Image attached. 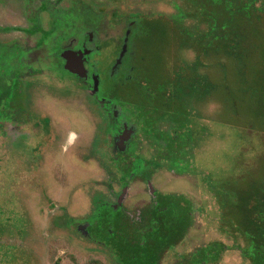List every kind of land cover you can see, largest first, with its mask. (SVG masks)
<instances>
[{
    "label": "rangeland",
    "instance_id": "1",
    "mask_svg": "<svg viewBox=\"0 0 264 264\" xmlns=\"http://www.w3.org/2000/svg\"><path fill=\"white\" fill-rule=\"evenodd\" d=\"M73 1L64 0V8L71 7L76 2ZM80 1L93 3L104 11L97 28L101 36L120 34L121 21L125 19L146 16L171 20L176 36L172 28L165 36L155 35L147 45L145 56L155 68V75L161 73L163 61L174 60L173 66L179 69L173 72L174 88L182 98L183 91L194 88L193 81L210 83V75L220 85L224 64L235 87V73L240 70L248 81L245 86L258 89L255 98L236 100L235 105L232 102L224 122L220 118L222 107L215 100L203 104L206 111L204 107L195 110L193 101L186 100L182 114L185 128L181 133L193 132L201 126L207 129V133L194 136L195 143L185 145L180 152L189 168L168 163L167 159L160 162L158 169L149 167L155 189L164 195L174 193L186 199L195 193L199 197L195 198L198 205L204 204L207 209L198 215L195 227L176 248L169 250L161 264H177L213 243H222L224 248L220 250L221 258L210 264H252L246 251V238L233 223L227 225L221 221L220 205L213 191L205 189L204 182L209 175L216 184L223 177L237 181L252 169L245 181L264 180V0H248L255 18L246 22L247 40L243 36L236 41L240 42L238 50L246 49L252 54L249 61L254 63L245 66L241 57L203 56L212 55L207 49L215 40L226 38L225 33L211 31L206 20L211 16L210 11L203 10L205 1ZM222 1L234 7L236 13L239 11L240 17L245 16L243 3ZM20 12L16 0H0V43L17 46L16 56L0 54V68L9 64L16 73H24L18 82L19 106L27 121L21 127L4 121L0 125V264H118L103 243L89 241V235L78 229L92 212V197L96 192L106 195L120 189L114 168L93 146L100 118L88 109L86 90L63 73L56 56L62 34L70 35L72 27L80 22L74 19L75 14L65 15L37 44L36 38H26L22 31H3L28 27L24 13ZM44 28L51 30L48 23H44ZM239 31L244 32L243 27ZM117 51L113 47L112 51L103 53L106 55L99 67L102 72H109ZM240 64L243 67L238 68ZM7 82L11 83V78ZM163 123H159L160 128L170 132L173 122ZM142 143L144 159L155 158L159 162L157 153L148 143L143 140ZM195 171H198L196 175ZM141 178L140 174L136 175L129 185L124 202L128 215L135 216L152 201ZM198 179L201 185L196 183Z\"/></svg>",
    "mask_w": 264,
    "mask_h": 264
},
{
    "label": "flooded vegetation",
    "instance_id": "2",
    "mask_svg": "<svg viewBox=\"0 0 264 264\" xmlns=\"http://www.w3.org/2000/svg\"><path fill=\"white\" fill-rule=\"evenodd\" d=\"M74 1L76 2L71 7L64 8V0H16L18 10L21 14L24 13L29 25L26 28L18 27L10 30L6 28L3 31L6 33L22 31L26 38H36L38 44L42 41L45 32H52L51 28L56 26L60 18L75 14L74 19L80 22V25L73 26L70 35L62 34L56 47L57 60L63 73L69 74L70 78L77 80L86 90L88 109L100 118L93 146L97 153L100 152L106 157L110 168H114L120 186L117 192L111 190L106 195L100 192L93 195L92 212L87 222L78 229L84 230L89 235L91 239L89 241L103 243L109 255L118 264L125 263L123 260L126 257L120 256L123 249L144 247L157 238L159 241L157 263L161 264L169 250L176 248L195 227L198 215L203 214L207 209L204 204L198 205L195 198L199 199V197L195 193L191 198L186 199L174 193L164 195L159 189H155L152 185L154 175L149 171V167L154 166L158 169L167 159L168 163H175L178 166L182 164L189 168V164L185 165V161L182 160L180 152L185 145L191 146L195 143L194 136L202 132L207 133V129L201 126L195 127L193 132L181 133L185 128V120L182 118L183 103L186 100L193 101L195 110L204 107L206 111L205 105L215 100L222 107L220 118L224 122L231 103L235 105L236 100H244L246 91L241 78L243 74L240 70L235 73L237 78L235 87L230 80L227 64H224L220 85L214 82L213 75L212 77L210 75V83L208 80L205 84L201 81H193L194 88L183 91L182 98L179 91L174 88L176 80L173 72L179 70L173 66L174 60L169 63L163 61L161 73L155 75V68L153 70V65L145 56L147 45L152 39L148 34L150 28L148 24L154 21L162 24L165 22L167 33L168 29L172 28L174 31L172 34L176 36L175 26L171 20L164 17L150 19L146 16L125 19L121 21L123 26L120 34L113 36L107 33L101 36L97 28L104 16L99 17L97 14H102L104 11L93 3ZM84 5H87L86 9ZM43 15L46 16L45 20ZM120 17L116 16V18ZM44 23L50 24L51 30L45 29ZM177 40L174 44H177ZM9 45L17 48L14 43ZM113 47L118 49L116 57L109 72L104 73L99 69L101 60L103 61L106 55L103 53L112 51ZM208 49L210 50L211 47ZM64 53L67 55L66 58L63 57ZM203 56L207 58L212 55ZM67 65L78 73L66 70ZM240 67L243 66L238 65V68ZM198 84L200 86L197 88ZM172 87L173 91L170 89ZM16 116L24 119L21 112H17ZM166 120L173 122L170 132L164 131V127L160 128L162 124L159 123L161 121L165 123ZM17 124L20 126L19 122ZM166 126L170 125L166 123ZM142 140L157 153L159 162H156L155 158L144 159ZM252 170L237 181H229L228 178L223 177L220 184L212 182L210 175L205 176V189L209 192L213 191L222 211L221 221L227 225L231 223L229 213L233 209L230 207L229 195L233 192L240 197L245 196L244 191L249 188V184L259 180L254 178L253 181H245ZM197 172L195 171V175ZM139 174L146 182L147 192L151 194L152 201L135 216L128 215L124 202L129 185ZM196 183L201 185L199 179ZM252 197V200L259 199L257 194H252ZM252 203L257 202L252 201ZM250 208L253 209L252 206ZM237 229L240 230L238 227ZM223 248L222 243L201 247L177 264L213 263L214 260L221 258L220 250Z\"/></svg>",
    "mask_w": 264,
    "mask_h": 264
},
{
    "label": "trees",
    "instance_id": "3",
    "mask_svg": "<svg viewBox=\"0 0 264 264\" xmlns=\"http://www.w3.org/2000/svg\"><path fill=\"white\" fill-rule=\"evenodd\" d=\"M205 1L206 6L203 10L210 11L209 18H206L209 26H211V31L214 33H225L226 38L215 40L213 44L210 45L211 49L207 51L212 52L213 57L221 58L224 56L228 57H241V63L245 66L254 63V60L249 61L252 54H249L248 50H238L240 42H236L243 38L247 40L246 36L249 32H245L246 22L254 21L253 5L249 4L248 0H238L243 3V11L245 12L244 17H240V12H235L234 7L229 6L222 0H200ZM234 0H231L233 2ZM85 9L87 5H84ZM104 13L97 16L102 17ZM234 16V17H233ZM243 20V21H238ZM253 26L252 23L248 24ZM150 26L148 34L151 37L160 34L164 36L167 33V29L161 22H151L148 24ZM243 27V31H239V28ZM253 28V27H252ZM215 36L213 39H215ZM43 40V39H42ZM41 43V42H40ZM39 43V44H40ZM239 52V53H238ZM0 53H5L8 55H17V48L9 44H0ZM227 54V55H226ZM259 59V55L256 58ZM249 61V62H248ZM241 65V64H240ZM242 65V66H243ZM244 71H242V80H246L244 76ZM24 75L16 70L12 69V66L5 64L0 68V125L2 121L9 122L10 124L21 127L27 123L26 120L22 118H17L16 113L21 112L22 108L19 106L21 94L19 90V79ZM11 78V83L7 82V79ZM246 94L245 98L256 97L258 89L255 86H245ZM22 101V100H21ZM20 123V126L17 123ZM244 197L238 196L231 192L229 195L230 207L233 209L229 213V221L233 225L240 228L243 232L244 237L248 242L247 254L252 261V264H264V180H256L249 184V188L244 191ZM252 194H257L259 199L252 200ZM252 201L257 203L253 204ZM252 206L253 209L250 207ZM158 239L150 241L147 246L144 247H131L128 249H123L120 256L126 257L123 261L124 264H157V251L159 249Z\"/></svg>",
    "mask_w": 264,
    "mask_h": 264
},
{
    "label": "water",
    "instance_id": "4",
    "mask_svg": "<svg viewBox=\"0 0 264 264\" xmlns=\"http://www.w3.org/2000/svg\"><path fill=\"white\" fill-rule=\"evenodd\" d=\"M66 56H67L66 53H64L63 57L66 58ZM66 70H69V71H71V72H73L75 74L78 73L77 71H74L72 68H70L69 65L66 66Z\"/></svg>",
    "mask_w": 264,
    "mask_h": 264
}]
</instances>
